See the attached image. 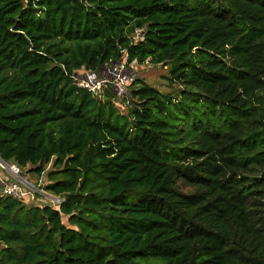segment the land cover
<instances>
[{"label":"trees","instance_id":"obj_1","mask_svg":"<svg viewBox=\"0 0 264 264\" xmlns=\"http://www.w3.org/2000/svg\"><path fill=\"white\" fill-rule=\"evenodd\" d=\"M124 53L174 93L74 84ZM0 158L65 197H0V264H264V0H0Z\"/></svg>","mask_w":264,"mask_h":264},{"label":"built area","instance_id":"obj_2","mask_svg":"<svg viewBox=\"0 0 264 264\" xmlns=\"http://www.w3.org/2000/svg\"><path fill=\"white\" fill-rule=\"evenodd\" d=\"M146 27H135L130 34L132 42L143 39ZM148 60L145 61L147 64ZM135 60L128 61L124 53L119 59L107 63L97 70L81 67L71 73V78L78 88L90 92L96 98H102L109 91L114 98L125 99L138 76L135 71ZM7 170V171H6ZM22 175V170L14 163L6 164L0 159V197L11 196L28 204L40 207L48 206L59 209L65 201L63 195L50 192L41 183Z\"/></svg>","mask_w":264,"mask_h":264},{"label":"rangeland","instance_id":"obj_3","mask_svg":"<svg viewBox=\"0 0 264 264\" xmlns=\"http://www.w3.org/2000/svg\"><path fill=\"white\" fill-rule=\"evenodd\" d=\"M135 71L139 78V80L157 88L161 92H172L174 93L173 89L176 88L178 85L177 83L169 82L165 76L168 75V68L161 64L151 65V64H136ZM130 97V94L126 96L125 99H117L113 97V102L119 111L125 112L126 111V103L127 99ZM28 166L23 170L22 175L29 178L31 181L36 182L37 179L40 178V182L45 184L46 179V172L51 168V163L46 166V171L41 175L38 176L36 173L27 172ZM7 171V170H6ZM62 221L69 225L67 222V216H62ZM70 226V225H69Z\"/></svg>","mask_w":264,"mask_h":264},{"label":"water","instance_id":"obj_4","mask_svg":"<svg viewBox=\"0 0 264 264\" xmlns=\"http://www.w3.org/2000/svg\"><path fill=\"white\" fill-rule=\"evenodd\" d=\"M1 159V158H0ZM2 160V159H1ZM2 161H4V160H2ZM5 162V161H4ZM6 164H8L7 162H5Z\"/></svg>","mask_w":264,"mask_h":264}]
</instances>
